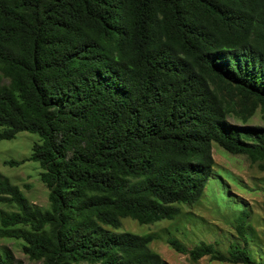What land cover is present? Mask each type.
Listing matches in <instances>:
<instances>
[{"label": "trees", "instance_id": "obj_1", "mask_svg": "<svg viewBox=\"0 0 264 264\" xmlns=\"http://www.w3.org/2000/svg\"><path fill=\"white\" fill-rule=\"evenodd\" d=\"M264 0H0V143L36 134L50 209L0 173V239L44 264H167L122 219L175 220L215 175L213 144L264 171ZM247 243L250 213L235 218ZM168 245L193 262L248 248ZM0 264H15L8 250ZM22 264V263H17Z\"/></svg>", "mask_w": 264, "mask_h": 264}, {"label": "rangeland", "instance_id": "obj_2", "mask_svg": "<svg viewBox=\"0 0 264 264\" xmlns=\"http://www.w3.org/2000/svg\"><path fill=\"white\" fill-rule=\"evenodd\" d=\"M228 122L241 128H264V112L258 109L247 122L231 115ZM39 141L38 135L22 132L14 140L1 142L0 173L18 186L32 205L48 210L50 191L41 181L43 169L40 164L30 161L19 167L5 165L7 161L28 159L34 144ZM213 157L215 175L203 197L190 207L178 205L180 215L175 220L141 225L131 218H124L120 228L102 227L116 234L154 236L150 247L167 264H230L211 261L209 258L195 263L189 255L175 252L168 245L170 238L178 239L188 249L205 242L217 244L224 252L231 243L237 242L241 246L246 245L256 260L264 262V171L252 164L247 156L231 155L215 143ZM240 210L250 213L251 233L247 243L239 238L235 229V218ZM15 211V208L0 204V215ZM22 243L19 240L0 239V251H10L15 264H44L31 261L23 253Z\"/></svg>", "mask_w": 264, "mask_h": 264}]
</instances>
